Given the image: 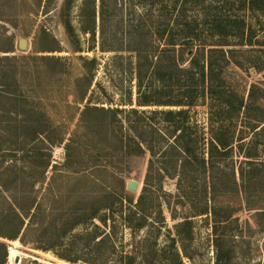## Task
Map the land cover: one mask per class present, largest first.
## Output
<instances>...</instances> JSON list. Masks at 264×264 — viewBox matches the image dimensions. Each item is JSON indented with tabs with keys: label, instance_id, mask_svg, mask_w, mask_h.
Listing matches in <instances>:
<instances>
[{
	"label": "rangeland",
	"instance_id": "374dc122",
	"mask_svg": "<svg viewBox=\"0 0 264 264\" xmlns=\"http://www.w3.org/2000/svg\"><path fill=\"white\" fill-rule=\"evenodd\" d=\"M242 5L243 0H0V74L7 75L6 89L0 87V173L8 167L14 170L11 176L5 173L8 174L5 183L13 188L21 204L29 199H22L20 191L40 180L34 190L46 215L41 230L36 218L26 237L35 241V248L19 241L3 240L9 246L5 264H99L92 243L83 247L75 241L78 233L90 229L91 221L76 227L65 238L61 237L62 228L58 226L62 212L65 215L61 222L71 226L75 220L91 214L101 202L108 201L95 199L98 190L109 192L111 202L118 201L115 218L120 203L124 207L129 202L135 206L144 191L145 206H152L148 215L152 226L137 236L156 233L162 245L167 232H173V225L183 216L191 215L193 204L199 210L207 203L216 208V216L209 212L192 217L194 249L204 263H213V239L217 234L224 236L223 252L232 251L235 264H264V129L260 130L264 123L251 130V126H257L256 120L264 121V53L244 47L241 50L247 51L235 52L220 77L224 85L221 94L232 105L243 99L249 105L247 110L242 108L235 115L234 110L227 111L226 105L221 109L216 103L210 106L208 95L189 110L192 161L183 171L175 159L162 156L168 153L164 150L173 139L163 135L170 134L171 128L156 113L179 109L156 103L175 102L177 89L152 90L148 87L151 82L145 79L142 93L151 105L139 106L134 53L101 49L102 46L124 48L128 39L133 38L131 34L142 31L135 28L141 18L152 15L154 25L160 24L167 21L161 12L173 6L175 10L168 22L177 26V31L189 20L199 28L198 39L206 43L224 40L232 43L238 40L232 35L225 38L210 35L212 16H220L218 20L224 25L228 16L232 21L242 16ZM258 20L249 23L256 26ZM66 21L70 22L73 34L65 27ZM91 27L95 28L94 35L84 32ZM257 38L264 42L262 33ZM20 39L26 40L23 48L19 46ZM92 58L97 61L94 79L81 103L79 97L87 86L82 62ZM88 98L98 109L121 110L113 119L116 131H107L110 115L105 111H90L82 120L81 112ZM131 109L138 111L135 115L128 114ZM134 120L142 126L143 138L154 146V155L146 148L144 154L135 155V143L128 131L129 123ZM16 123L18 129L12 128L7 133L11 126L8 124ZM33 123L39 126L36 128ZM216 128H221L224 140L232 136L233 144L227 152L215 153L213 163H207V171L202 173L196 169L195 161L210 160L208 149ZM40 129L46 133L38 136ZM161 139L166 140V147H160ZM66 160L75 164V168L85 169L67 168ZM47 161L48 172L41 175ZM129 181L138 183L135 192L127 189ZM233 182L239 188L235 194L230 191ZM2 197L8 199L1 190L0 210L5 206ZM52 202L59 207V216L52 211ZM231 210L233 216L227 220ZM161 216L162 224L157 222ZM235 218L237 223L233 222ZM94 222L98 223L96 219ZM115 224L113 250L117 253L129 249L132 237L127 226ZM12 250L20 262L11 257ZM204 253L205 257H201Z\"/></svg>",
	"mask_w": 264,
	"mask_h": 264
},
{
	"label": "trees",
	"instance_id": "16d2710c",
	"mask_svg": "<svg viewBox=\"0 0 264 264\" xmlns=\"http://www.w3.org/2000/svg\"><path fill=\"white\" fill-rule=\"evenodd\" d=\"M242 8V16H236L233 21L231 16H228L224 25L222 22H219L220 16H212L213 25H211L209 29L210 35L214 36L216 34L222 38L232 35L235 39H238L232 43H228L226 40L206 43L198 39L199 28L194 27L189 20H185L183 26L177 31L178 27L171 24V22H168V19H171L175 10V6H173L170 7L169 11L161 12V15L164 19L167 18V21L161 20L162 22L160 24L156 23V25H154L155 23H153L151 18L152 15L146 16L143 20L141 18L140 23L137 27L135 26V28L136 30L141 29L142 31H135L131 34L133 35V38L128 39L129 43L124 48L112 46L101 47L103 51H128L134 53L136 59L134 71L139 91V106L151 105V101L145 98L146 94L142 93L145 79H147V83L151 82L148 87L152 90H162L165 88L177 89L178 98L175 102L167 101L156 103L157 105L177 106L179 109L160 110L156 113H159L163 120L166 121V123H169V127L171 128L170 134L163 135L170 136L173 139L171 144L167 147L165 146L166 140L161 139L162 142L160 147H166L164 151L168 152L162 156L169 160L175 159L176 163L180 164L183 171L187 169L188 164L192 161L190 148V136H192V132L189 129L190 123L188 113L192 107L196 106L200 99L208 95L210 106H214L216 103L219 109H221L226 105L227 111L233 112L234 110L235 115H238L242 108L247 110L249 107V105L244 104L243 99H240L237 104L232 105L226 100L225 96L221 94L224 85L220 77L223 73L224 67L232 62L233 54L235 52L247 51L241 49H246L244 47H251V49H257L264 53V42L257 38L259 33H262L264 37V0H243ZM101 14L102 16L104 15L103 12ZM153 17L155 18L157 16ZM249 17L251 20H248ZM255 18L259 19V24L253 26L252 23L249 22ZM65 27L73 34V28L69 21L65 22ZM215 29H219L220 31L214 32ZM84 32L94 35L95 28H86L84 29ZM150 36H152L151 40L148 39ZM153 37H156V39L153 40ZM44 51L45 50L42 52ZM49 52L53 51L50 50ZM142 61L143 63H141ZM82 65L85 71V81L87 86L79 97L78 102L81 103L86 99L90 85L93 82L94 72L97 65L96 58L89 60L85 59L82 62ZM6 76L5 72L0 74V87L3 89L7 86L4 82ZM148 93L150 94L151 92ZM90 103L91 99L88 98L81 112L82 120L85 116L87 117L90 111H105L106 114L110 115V120L106 125L107 131L110 132L111 130L114 132L115 120L113 119L117 118V113L121 112V110H118V108H110L108 110H104V108L98 109L96 108L97 106H92ZM137 111V109H131L128 111V114L135 115ZM84 121H87V118H85ZM256 121L257 126H251L252 131H255L264 123L262 119ZM212 124L213 123L210 124V127ZM8 125L11 126H8V130H6L7 133H9V130L12 128H15L16 130L18 129L17 123L14 125ZM20 125H22V123ZM33 126H36L37 128L39 124L33 123ZM261 129H264V126H262L260 130ZM13 131L15 132V130ZM101 131L105 133L104 129H101ZM128 131L129 136H132L130 140L135 143V155H138L139 153L144 154L145 148L149 150L152 155L155 154L154 146L149 145L143 138L142 126L138 123V120L129 123ZM44 133H46V130L40 129L37 134L40 136ZM152 133L155 132L152 131ZM221 133V128H216V133L213 134L214 139H212L208 149L210 160L206 162L204 158H201L199 162L197 159L195 161V165L197 166L196 169H201L202 173L207 171V163H213V156L215 153L221 154L227 152L233 144L232 136L230 139L224 140ZM159 136L162 138V135L159 134ZM159 136H157V140H160ZM171 150L173 153H170ZM249 158H251V156ZM67 159H69V154L67 155ZM64 164V166H67V168L70 169L79 171L85 169L84 166H78L75 168V164L72 165L69 160H66ZM192 165H194L193 162ZM49 166L50 162L47 161L46 164L43 165L41 175H43L44 171L48 172ZM73 172L78 171L73 170ZM5 173H8L11 176L14 173V170L12 168L9 169L8 167L2 174L0 173V191L2 190L8 195V199L2 197L5 206L0 210V264L6 263L9 254V246H7L6 242L3 240L14 242L19 241L23 245L29 244L35 248V241H28L26 238L29 234V229L33 226V222L36 218L39 220L38 224H36L40 227L39 230H41L43 222H46L44 220L46 217L45 209L41 201L37 200L34 190V186L39 184L40 180H34L31 183L30 188H25L20 191L21 197H23L22 199H29L27 202L21 204L17 202V199L13 194V188L11 189V187L5 183L4 177L8 175H5ZM233 185L234 186L230 191L232 194H235L238 192L239 188L235 182H233ZM95 196L97 197L95 198L97 201H108L101 202L99 206L92 210L91 214L87 217L84 215L82 219L75 220L71 226H64L61 219H64L65 212H62L61 215L58 214L60 212L59 207L57 208L55 206L56 204L53 202L52 211L56 213V215H60L58 218V226L62 228L61 237L63 238H65L66 235L76 227L86 226L88 224L87 222L91 221L90 229L85 228L82 232L78 233L75 241L79 242L83 247L84 244L88 245L92 243L94 256L99 261V264H186V262L189 264H205L203 259L200 258L199 254H196V250L194 249L195 237L193 233L192 217H195L196 215H207L209 212H212L213 216H216L217 210L215 207H209L206 203L203 208L196 210L195 205L193 204V206L190 207L191 215L183 216L180 221L173 225V232H167L168 234L165 235L164 244L162 245L159 241L158 234L156 233L145 234L143 237L137 236L138 232L152 226V223L148 218L149 209H152V206H148L147 204L145 206L144 191L138 197L135 206H130L129 204L131 203L129 202V204L124 207V205L119 202L120 205L117 206L116 210L118 212V218L114 217L115 205L118 201L111 202L109 200L111 197L109 192L98 190L95 193ZM249 209L256 211V213L261 212V210L254 207H249ZM232 213V210L227 213V220L232 218ZM160 215H162L161 212ZM95 219L98 223L94 222ZM172 219H176L175 215H172ZM111 222L112 224H110ZM157 222L161 224L164 223L163 216L158 218ZM233 222L237 223V219L235 218ZM115 223H118L119 226L123 224L127 226L132 237L129 249L121 250L117 253L113 250V237L115 236L116 228ZM215 235L216 237L213 239L214 258L212 264H231V262L232 264H235V261H233L234 256H231L233 252L226 250L223 252L221 243L223 242L224 236ZM41 249L46 250V248ZM58 255L62 258L68 259L62 254ZM200 255H202L201 257H205L206 253H204V256L203 254Z\"/></svg>",
	"mask_w": 264,
	"mask_h": 264
},
{
	"label": "water",
	"instance_id": "95a60500",
	"mask_svg": "<svg viewBox=\"0 0 264 264\" xmlns=\"http://www.w3.org/2000/svg\"><path fill=\"white\" fill-rule=\"evenodd\" d=\"M19 46L21 48H23L24 46H26V40L20 39ZM127 189L130 190V191L135 192L138 189V183L136 181H129L127 183ZM14 261L16 263L20 262V257L19 256H15Z\"/></svg>",
	"mask_w": 264,
	"mask_h": 264
},
{
	"label": "bare ground",
	"instance_id": "6f19581e",
	"mask_svg": "<svg viewBox=\"0 0 264 264\" xmlns=\"http://www.w3.org/2000/svg\"><path fill=\"white\" fill-rule=\"evenodd\" d=\"M14 256H15V251L12 250V251H11V257H14Z\"/></svg>",
	"mask_w": 264,
	"mask_h": 264
}]
</instances>
